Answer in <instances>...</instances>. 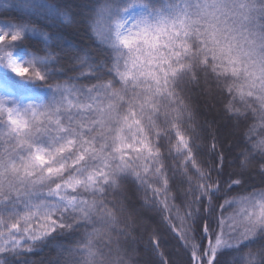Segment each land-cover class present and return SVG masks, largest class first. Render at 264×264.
Wrapping results in <instances>:
<instances>
[{"label":"snow or ice","instance_id":"6c2138e0","mask_svg":"<svg viewBox=\"0 0 264 264\" xmlns=\"http://www.w3.org/2000/svg\"><path fill=\"white\" fill-rule=\"evenodd\" d=\"M58 237L49 264H264V0L0 3V264Z\"/></svg>","mask_w":264,"mask_h":264},{"label":"trees","instance_id":"16d2710c","mask_svg":"<svg viewBox=\"0 0 264 264\" xmlns=\"http://www.w3.org/2000/svg\"><path fill=\"white\" fill-rule=\"evenodd\" d=\"M48 2L63 5V6H68L72 9V11L75 12V11H80L85 4L93 3V0H76L75 2H70L69 0H48ZM0 3H3V0H0ZM82 82L88 83V81H82ZM196 118L202 119V117H200L199 114L196 115ZM256 180L258 181L259 177H256ZM257 187H259L258 183H257ZM239 195H244V193H239ZM151 196H152V193L146 192L144 189H141L139 191L140 199H144V198L150 199ZM177 203H179V201H177ZM109 207H111V205H109ZM227 210L228 208L225 210V213ZM150 215L156 216L157 213L155 212V210H151ZM121 227H123V225H121ZM161 228H163V226H161ZM165 238L169 241L168 245L165 247L166 251H172L173 249H175L176 251H180L174 237H172L171 235H166ZM146 241H147V234L145 233L144 240L141 242V245H140L141 253H143V244L146 243ZM68 243H69L68 240L58 237L56 241H50L49 242L50 246H45L43 248V251L33 252L27 257V259L35 261L36 264H49L50 261H54L57 258L59 248L62 245H66ZM122 244H123V241H122ZM233 257H234L233 253H226L224 258L228 259L231 262V264H243V261L241 259H239L238 257L233 259ZM173 258L180 259V257H177L175 255V252H173Z\"/></svg>","mask_w":264,"mask_h":264},{"label":"rangeland","instance_id":"374dc122","mask_svg":"<svg viewBox=\"0 0 264 264\" xmlns=\"http://www.w3.org/2000/svg\"><path fill=\"white\" fill-rule=\"evenodd\" d=\"M69 1L70 2H75L76 0H69ZM239 207H240L239 205H233V206H231V207L228 208V210L226 211V213L227 214H232V213L238 211Z\"/></svg>","mask_w":264,"mask_h":264}]
</instances>
